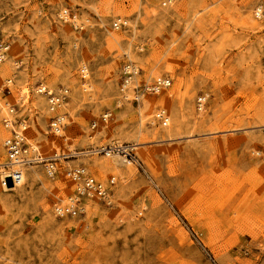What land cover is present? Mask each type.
Listing matches in <instances>:
<instances>
[{
    "label": "rangeland",
    "instance_id": "obj_1",
    "mask_svg": "<svg viewBox=\"0 0 264 264\" xmlns=\"http://www.w3.org/2000/svg\"><path fill=\"white\" fill-rule=\"evenodd\" d=\"M0 36L10 43L0 163L5 102L26 116L41 154L62 155L53 178L32 164L22 184L0 183V264H264V0H0ZM128 60L132 87L170 85L123 97ZM40 83L68 88L60 135L48 131ZM113 141L134 145L139 166L67 155ZM79 163L115 177L112 202L85 199L82 213L59 217L53 205L72 192L66 171Z\"/></svg>",
    "mask_w": 264,
    "mask_h": 264
},
{
    "label": "built area",
    "instance_id": "obj_2",
    "mask_svg": "<svg viewBox=\"0 0 264 264\" xmlns=\"http://www.w3.org/2000/svg\"><path fill=\"white\" fill-rule=\"evenodd\" d=\"M259 15V13H257ZM59 17L63 20L76 21V15L69 13L67 9H63L59 13ZM125 21L122 18H116L112 23L114 28H119ZM10 48V43L7 39L0 36V60H3ZM82 78L87 77V68L82 67ZM138 74V68L133 61H126L120 67V78L118 82V90L124 97L132 87L135 77ZM7 82H10L8 80ZM170 85V78L160 77L153 81L146 82L141 86L135 85L132 87L133 100L138 101L142 94L152 93L157 94L162 89ZM7 90L8 87L5 86ZM35 93L45 97V104L48 113V131L53 135H60L65 125V113L62 111L65 99L68 96V88L59 86L55 89H50L44 84H38L35 88ZM205 96L197 97L196 104L199 108L203 106ZM4 113L1 117V123L6 130V135L2 141L7 160L5 166V176L0 179V183L20 185L24 180V168L32 164H41L48 177L53 178L57 173V161L62 155L53 152L46 156L39 152L37 146L26 137L28 120L22 113L18 114L19 108L16 104L5 102ZM108 113L101 114V120L106 121ZM156 118L161 125H167L168 116L164 108H159L155 112ZM97 126L96 121H92L90 128L94 129ZM84 153L103 154L109 157H116L124 165L134 164L139 166L138 158L134 151V145L113 141L106 145L91 146L88 150L72 152L68 156H84ZM67 176L73 184L72 192L62 202H57L53 205V212L59 217L76 216L84 211L85 199H98L103 203H111L113 199V186L115 177L111 176L108 181L97 178L84 164L79 163L69 166L66 171Z\"/></svg>",
    "mask_w": 264,
    "mask_h": 264
},
{
    "label": "bare ground",
    "instance_id": "obj_3",
    "mask_svg": "<svg viewBox=\"0 0 264 264\" xmlns=\"http://www.w3.org/2000/svg\"><path fill=\"white\" fill-rule=\"evenodd\" d=\"M56 140V139H55ZM53 143H54V140H53ZM52 143V144H53ZM85 152V151H84ZM117 161L118 162H120V160L119 159H117ZM4 163H6V161H3V162H1L0 163V168H2L3 166H5V164ZM5 173H6V171H4V169H2V171H1V175H0V179H2L4 176H5ZM25 176V175H24ZM5 186H7V188H9V186H18V185H12V184H4Z\"/></svg>",
    "mask_w": 264,
    "mask_h": 264
}]
</instances>
